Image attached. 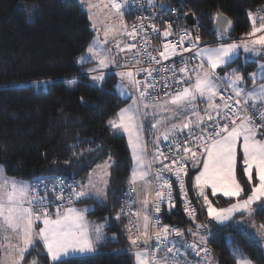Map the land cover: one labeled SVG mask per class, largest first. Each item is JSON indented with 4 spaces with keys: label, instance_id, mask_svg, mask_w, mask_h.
<instances>
[{
    "label": "snow or ice",
    "instance_id": "6c2138e0",
    "mask_svg": "<svg viewBox=\"0 0 264 264\" xmlns=\"http://www.w3.org/2000/svg\"><path fill=\"white\" fill-rule=\"evenodd\" d=\"M149 4L153 0H148ZM25 13L28 17L34 14L38 5H31L22 0ZM93 5H89L91 9ZM107 7V5H105ZM110 7L117 16L123 15L124 5L111 0ZM166 9V4L160 5ZM264 9L257 13H247L251 21V31L245 34L240 43H224L226 33L231 30V21H227L217 13L213 16L216 21L218 36L221 40L216 47H200V37L197 35L195 41L191 39V33L183 30L177 45L170 43L163 44V51L159 57L163 60L169 56H175L177 46H183L187 41L189 48L184 49L190 53V59L196 63L189 68L188 62L183 61L179 69H165L172 71V76L163 77L162 86L167 89L170 85L168 79L176 85L175 93L165 92L163 99L152 98L150 89L158 87L148 83V79L156 72L155 68H138L137 72H146L147 77L143 81L144 88H140L141 81L135 78L133 71H121L117 73L121 80H127L135 86L139 93L133 97L132 103L121 108L116 114L117 118L107 121L113 135L126 134L128 146L131 151L133 167L128 178L130 192H137L138 182L144 183L145 196L140 203L143 211V230L139 220L141 212L132 213L130 216L137 218V223L127 227L130 248L135 249L131 253L134 264H191L186 259L189 252L200 257L203 264H215V258L207 247L210 230L205 223L196 225V232L188 231L193 240L189 243L184 236L185 230L173 228L170 225H162L155 215L149 216L150 200L147 193L154 191L151 199V206L154 213L160 212V205L165 199L169 207H175L173 203V185L164 173H174L180 187L181 196L184 197V211L189 217L195 220L196 211L191 207V201L187 199V190L181 174L187 175L189 169L186 165L191 162L192 168L198 169L193 178V189L197 198L202 199L203 208L206 209L209 222L215 221L218 225L231 227L236 225L243 231L249 221L251 227L257 228V234L264 239V224L257 226L252 217L258 212L264 211V62L257 63V57H264ZM89 19H93L89 16ZM259 24V26H257ZM96 25L93 23V28ZM120 27L123 33L116 27H106L105 39L95 40L89 45L87 52L89 56H82L83 62L97 60L96 69H89V72L99 71L107 68L115 60L109 58L110 49L104 47L110 34H126L133 41L138 37L143 43L138 47L136 43L126 45L127 51L134 52L133 59L136 64L142 61L136 57L146 54L148 62L160 63L151 51L150 41L142 37L144 25H133L131 31L121 21ZM153 32H157L155 25H150ZM172 35L171 25H167L163 32L165 38ZM120 48L119 43L116 45ZM241 49L244 52V62L257 63L254 72L249 73L246 78L239 71L233 68L224 74L218 75V71L227 68L229 64L240 58ZM120 51H125L121 48ZM205 65H207L205 67ZM246 79H251L253 86L249 89ZM91 80L102 86L104 80L103 71L98 75H92ZM220 82L230 89V94L225 97L221 94ZM47 83V81H33L32 84ZM122 88L123 85H118ZM219 97L223 104L216 102ZM197 100H207V107L201 110L197 107ZM234 100V103H233ZM152 117V128L156 133L155 152L152 161L147 159L146 142L143 139L144 121ZM163 132L160 131L162 126ZM187 131V136L184 133ZM161 139L166 142L168 152L165 154L159 147ZM73 148L76 145H72ZM103 145H96L95 148L83 150L78 155L85 153L102 152ZM74 155H77L74 153ZM170 161V162H169ZM67 164L68 161H65ZM111 154L95 169L90 171L81 181L73 180L67 183L63 177H35L33 181H22L10 179L3 176L0 169V264H23L26 256L35 250L37 255L46 254L49 264H73L79 258H85L98 251L99 243L106 239L104 224L90 225L85 217L88 209H78L65 206L64 201L71 205L74 201L93 198L107 200V189L109 187L110 169L114 165ZM153 164L160 167L151 172ZM202 165V167H199ZM242 168V174L247 177L248 188L242 186L237 180V170ZM154 175L155 183H149L148 177ZM44 190V195H39V189ZM51 190L54 199L49 198ZM68 191L65 198L64 193ZM210 190V192H209ZM222 193L224 197L235 198L234 202L226 207L215 206L210 196L215 197ZM246 197V198H245ZM55 204V211L52 206ZM131 205H129L130 209ZM124 215L122 208L117 213V219ZM241 217L236 220V216ZM107 219V218H105ZM42 225V226H40ZM154 229L151 233L149 229ZM203 230L209 235H200ZM137 233L133 235L131 233ZM116 240V236L111 237ZM155 241V247L152 242ZM143 245V247H141ZM42 246V247H38ZM183 250V251H182ZM231 258L236 264H253L239 248H233L230 252ZM30 264H39V260L33 258Z\"/></svg>",
    "mask_w": 264,
    "mask_h": 264
},
{
    "label": "trees",
    "instance_id": "16d2710c",
    "mask_svg": "<svg viewBox=\"0 0 264 264\" xmlns=\"http://www.w3.org/2000/svg\"><path fill=\"white\" fill-rule=\"evenodd\" d=\"M178 1L180 11H190L195 16L202 44L217 40L213 30V16L217 12L234 24L228 37L238 39L250 31L247 13L264 5V0ZM26 2L38 5L31 17L26 15L22 0H0V163L8 175L18 178L31 180L43 174H57L79 181L110 153L115 163L110 169L107 200L99 203L89 198L75 202L77 205L94 204L93 210L88 211L90 218L107 217L104 228L107 238L99 243L96 253L83 261L77 258L73 264H133L134 249L130 248L128 225L123 218H116L123 189L128 183L130 156L124 137L113 135L107 124L126 99L117 94L113 73H107L100 87L88 83L82 74L84 63H78L77 57L84 53L92 31L77 0ZM255 64H246L240 57L219 72L238 67L247 78ZM71 76L79 77L72 89L64 82V78ZM33 81L47 83L33 85ZM96 145H103L102 152L78 155ZM188 169L185 184L196 205L197 218L194 222L188 221L175 204L169 213L163 211L162 223L185 230L181 239L189 243L193 237L186 230L196 232V225L205 223L211 232L207 246L215 264H236L230 255L233 248H239L253 264H264L263 247L247 232L246 226L242 231L236 225L225 227L209 222L193 193L196 169L192 165ZM237 171L238 181L250 192L251 186L242 168L238 167ZM230 199L219 195L212 198L219 205H227ZM257 215L263 221L262 211ZM113 235L116 240L111 239ZM200 235L209 234L201 230ZM36 255L33 250L24 263ZM39 257V264H48L45 254Z\"/></svg>",
    "mask_w": 264,
    "mask_h": 264
},
{
    "label": "built area",
    "instance_id": "2783aa9c",
    "mask_svg": "<svg viewBox=\"0 0 264 264\" xmlns=\"http://www.w3.org/2000/svg\"><path fill=\"white\" fill-rule=\"evenodd\" d=\"M117 2L121 3L124 5L122 11L123 13H126L129 16V31H131V28L133 25H139V24H143L144 25V32L141 34L142 37H146V39L148 41H150L149 44V51H151L153 53V55H155L157 57L158 60H160V63H154V62H148V58L145 55L143 56H139L136 57V59H140L142 62L140 64H136L135 60L133 59L134 57V52L135 50H133L131 52V62L127 63L126 65L120 66V68L122 69H129L131 71H133L135 78L139 81H141L140 84V88L143 89L144 88V84L143 81H145L146 77H147V73L146 72H137L136 70L138 68H155L156 72L153 73V76L151 78L148 79V83L150 84H154L157 85L158 87L150 89L149 91L151 92V97L149 99V102H152V98L154 97H159L161 99H163L164 97V93L167 91L169 93H174L176 91V85L172 83L171 79H168L167 83L170 85L169 88L165 89L162 86V80L163 77L168 76L171 77L172 76V71H165V69H172L173 67L175 69H179L180 67L183 66V61H187L188 62V67L191 68L196 61L190 59V53L185 52L184 49H188L189 48V43L186 41L183 46H177L176 48V55L175 56H169V59L167 60H163L159 57V52L163 51V44L164 43H170L173 45H177V42L180 39V33L183 30H187L188 32H190L191 35V39L193 41H195V37L197 35H199V31H200V27L197 24L196 18L194 16V20L195 23L194 24H188L185 20H184V14L185 12H182L179 10V1L178 0H153V3L150 5L148 0H117ZM159 3L162 4H166L167 8L166 9H161ZM264 9V5L257 8L253 13H257L258 10ZM260 14H264V12H261ZM150 25H155V27L157 28V32H153L152 28L150 27ZM167 25H171V31H172V35H170L169 37L165 38L163 36V32L165 30V28L167 27ZM131 43H136L137 46L139 47L142 43L143 40L142 38L138 37L135 41H133L131 39ZM201 43L199 42V46ZM206 44V43H205ZM226 87L224 88V90L221 92L222 95H224L225 97H227L231 90L227 89L225 90ZM133 90H134V96L138 97L139 93L136 91L135 86H133ZM222 104L223 101H221L220 99H218ZM234 103V100H233ZM185 137L187 136V131H185L184 133ZM159 147L162 151L165 152V154H167L168 152V147L166 142H164L163 140H161ZM170 162V161H169ZM191 162H189L186 167L189 168ZM160 165L159 164H153V168L151 170V172L154 174L155 170L157 168H159ZM165 178H168L170 183H172L173 185V203L177 205L179 211L181 212V214L190 222H194L197 218V209H196V205L194 204L193 200L190 198L188 192H187V199L189 201H191V207L195 209L196 211V217L195 220H193L191 217H189L187 215V213L184 211V197L181 196L180 193V187H179V182L175 176L174 173H164ZM186 176L184 174H181V178L184 180H186ZM36 177H63L65 178L66 182L71 184L73 180L78 181L77 178L75 177H64L62 175H57V174H43V175H39ZM35 178V177H34ZM33 181V179L30 180V182ZM149 183L154 184L155 180H154V175H150L149 176ZM186 187V184H185ZM187 190V188H186ZM39 195H44V190L41 188L39 189ZM65 198H67L68 196V191L66 190L64 193ZM154 196V191L150 190L149 191V200H150V206H149V211H148V215L149 216H157L161 222L162 225H164L162 223V215H163V211L165 210L166 214L169 213V211L171 210V208L169 207V202L167 199H165L164 203L162 205H160V212L159 213H154V208L151 206V199ZM49 198L50 199H54V197L52 196L51 190H49ZM134 199H135V192H130L129 190V186L128 183L126 185V187L123 189L121 198H120V205L118 207V213L121 211V209H124V215L122 216V218L125 220V222L127 223V225L130 224V221L132 224H136L137 218L133 215L130 216L128 213L129 211H131L132 213H136V207H135V203H134ZM76 201H74L71 205L75 204ZM65 206L68 205L67 204V199H65L64 201ZM129 205H131L130 209H129ZM52 211H55V204H53L52 206ZM173 228H178L176 225H172V224H168ZM152 231H154V229H149V232L151 233ZM133 235H136L137 233L133 232L131 233ZM143 247V246H142ZM152 247H155V241L152 242ZM208 247V246H207ZM209 249V247H208ZM186 259L188 261L191 262V264H203L202 260L200 257H197L194 253L189 252V254H187Z\"/></svg>",
    "mask_w": 264,
    "mask_h": 264
},
{
    "label": "rangeland",
    "instance_id": "374dc122",
    "mask_svg": "<svg viewBox=\"0 0 264 264\" xmlns=\"http://www.w3.org/2000/svg\"><path fill=\"white\" fill-rule=\"evenodd\" d=\"M78 2H79L80 7L82 8V10L86 13V17L88 19L90 30L92 31V36H91L89 43L86 46L84 53L80 54V56L77 57V62L78 63H84L82 66V71H84L85 73H83V74H85V76L87 77L88 83H90L91 85L97 86V87H100L101 85L99 83L93 82L91 80L92 75H98L99 71H103L104 78H105L107 73H113L116 76V83L114 85V87L116 88V92L122 98L126 99V103L121 107V108H125L132 103L133 97H135L132 93L133 85L129 84L127 80H121V77L119 75H117V73H119L121 71H128L129 70V69H122V68H120V66L123 65L121 63H124L127 60H128L127 63L131 62V52L127 51V49H126V45L131 44V38L128 37L126 34H118V35L110 34V36L108 38V42L104 47H106L107 49H110V52L108 53L109 58L114 59L115 62L111 63L107 68H104V69H101V70L95 71V72H89L88 71L89 69H96L97 68L98 61L92 59V60H88L87 62H83V61H81L80 58L82 56H89L90 55L87 52V49H88L89 45L93 44V42L95 40L99 39L100 41H103L105 39L104 31H105L106 27H116L119 29V31L121 33H123V28L120 27V23L122 21L123 24L128 26V21L115 14L114 10H112L110 7L111 0H78ZM90 4L93 5V7L91 9H89ZM105 5H107V7H105ZM89 16H92L93 19L90 20ZM93 23H95V25H96L95 28H93ZM128 31H129V27H128ZM217 42H219V41H217ZM117 43H119L120 48L116 47ZM219 43H215V45H218ZM204 45L206 46L209 44L208 43L203 44V45H201V47ZM212 45H214V44H212ZM121 48H124L125 51H120ZM259 62H261V60L257 59V63H259ZM257 63L255 64L253 71H251L250 73H252L256 70ZM219 73L221 74L222 72H219ZM223 74H224V72L221 75H223ZM78 78L79 77H75V76L64 78V82H65L66 87H68L70 89L74 88L76 86V83H77L76 81ZM118 85H123V87L118 88L117 87ZM43 86H44V88H46L45 84H43ZM196 104H197L198 108H199V105L202 106V104H205V108H206L208 102H207V100H197ZM119 110L116 112V114L119 112ZM116 114L113 118L118 119V117H116ZM177 122L178 121H171L168 125L162 126L160 131L163 132L164 127H169L171 123H177ZM142 134H143L144 141L148 143V145H147V147H148L147 159L151 160V159H153V154H154L155 148H156V145L154 143L156 140V133L154 132V130L152 128V117L151 116H149L148 119L144 121V127H143V133ZM121 135L124 137L128 151H129V156H130L129 176H130V173H131V170L133 167L131 151H130V148L128 146L127 135L123 134V133H121ZM101 163H99V164H101ZM96 165H98V164H96ZM96 165H94L90 169V171L95 169ZM190 165H192V163H190ZM0 169L3 170V176L10 178V179H15V180H16V178H18L15 176L8 175L4 169L3 164H1V163H0ZM197 171H198V169H197ZM197 171L195 172V175L197 174ZM81 180L82 179H80L79 181H81ZM148 181H149V177H148ZM192 182H193V180H192ZM136 188H137V192H136L137 198H135V201L137 200V202H140L144 199V196H145L144 183L138 182L136 185ZM209 192H210V190H209ZM147 195L149 197V192L147 193ZM194 197H195V199H197L198 204L203 208V201H202V199L197 198L196 191H195ZM212 198L213 197L210 196V199H212ZM93 200L97 201L99 203L103 202V201L96 199L94 196H93ZM216 200H218V199H216ZM230 200L231 201L229 203L234 202L235 198L230 199ZM214 204H215V206H218V207H226L228 205V204L227 205H219V204H216L215 202H214ZM73 205H75V204H73ZM69 206H72V205H69ZM74 207L78 208V209H85V208L88 209L85 212V217H86V220L89 224H91V225L104 224L106 222V225H107V219H105V218H107L106 216L102 219H95V218L88 217V211L93 210V207H94L93 203H88V204L82 203V204L75 205ZM204 210L206 212V209H204ZM262 213H263V221L260 220V218H259L260 215L256 214L255 216L252 217V220L255 221V224L257 226L264 224V211H262ZM206 214H207V212H206ZM240 219H241V217L239 215H237L236 220H240ZM251 223H252V221H249L248 225H246V230L255 240L259 241V243L262 245V247L264 249V239H261L260 235L257 234V228L251 227ZM40 226H42V225H40ZM133 251H135V249ZM33 258H36L39 260V262H41V258L36 255V256L29 258V260H27L23 264H30V262L33 260ZM133 264H134V258H133Z\"/></svg>",
    "mask_w": 264,
    "mask_h": 264
},
{
    "label": "crops",
    "instance_id": "0c3cea01",
    "mask_svg": "<svg viewBox=\"0 0 264 264\" xmlns=\"http://www.w3.org/2000/svg\"><path fill=\"white\" fill-rule=\"evenodd\" d=\"M78 1V0H77ZM79 3V2H78ZM120 17H122V18H124V19H126L127 21H128V27H129V16L126 14V13H123V15L122 16H120ZM248 23H249V26H250V31H251V27H252V24H251V21L249 20V18H248ZM257 26H259V24H257ZM245 38V36L244 37H240V38H238V39H236V38H233V39H231V38H229L228 36L226 37V39L223 41L224 43H232V42H236V43H240V41L242 40V39H244ZM217 41H219L220 43H221V40H220V38H219V36L217 37V40L216 41H214L213 43H211V44H209V45H206L207 47H216V46H218V45H215V43H219V42H217ZM202 44V43H201ZM212 44H214V45H212ZM203 45V44H202ZM202 47H205V45L204 46H202ZM244 52H243V50L241 49V51H240V57L242 58V60H244ZM257 59H260L261 60V62H264V57H257ZM127 62H128V60L127 61H125L124 63H121V64H123V65H126L127 64ZM122 65V66H123ZM207 65H205V67H206ZM233 69V68H232ZM231 69H229V70H224V71H221L222 73L223 72H228V71H230ZM83 73H85L84 71H82V74ZM221 73V74H222ZM219 72H218V75H221ZM222 76V75H221ZM261 82H264V81H258L257 83H261ZM246 85H247V87L249 88V89H251L252 88V86H253V82H252V80L251 79H248V82H246ZM226 87V85L223 83V82H220V89H221V92L224 90V88ZM132 93H133V95H134V90H132ZM219 99V97H217L216 98V102L217 103H219V104H221L222 105V103L218 100ZM199 109L201 110V114H203V110L205 109V104H202V106H200L199 105ZM261 139H264V137H260ZM147 145H148V143L146 142V148H147V150H148V147H147ZM149 161H152V159L151 160H149ZM199 167H202V165L201 166H199ZM196 171H197V169H196ZM238 172V171H237ZM194 176H195V174H194ZM236 176H237V173H236ZM245 178L247 179V177L245 176ZM16 180H22V181H29L30 182V179H25V178H16ZM237 180H238V178H237ZM194 194H195V190H194V192H193ZM217 195H219V196H222V197H224L223 196V194L222 193H218ZM135 196H136V198H137V195H136V193H135ZM224 198H227V197H224ZM231 199H234V198H231ZM75 205H77L76 203H75ZM75 205H72L71 207H74ZM135 205H136V209H137V212H141V219L139 220V222H140V225H141V228H142V230H143V220H142V216H143V211H142V204L140 203V202H137V200L135 201ZM66 206H69V205H66ZM91 225V224H90ZM104 231V230H103ZM42 247V246H41ZM263 251H264V249H263ZM46 255V254H45ZM47 259V258H46ZM47 262H48V264H49V261H48V259H47ZM24 263V262H23Z\"/></svg>",
    "mask_w": 264,
    "mask_h": 264
},
{
    "label": "water",
    "instance_id": "95a60500",
    "mask_svg": "<svg viewBox=\"0 0 264 264\" xmlns=\"http://www.w3.org/2000/svg\"><path fill=\"white\" fill-rule=\"evenodd\" d=\"M162 3H159V5H161ZM219 13L220 15H222L224 18H226L227 21H231L228 17H226L224 14L220 13V12H217ZM216 13V14H217ZM215 14V15H216ZM184 20L188 23V24H194L195 23V20H194V16H193V13L188 11L184 14ZM234 28V24L233 22L231 21V30L229 32L226 33V37L230 34V32L232 31V29ZM213 30L215 32V34L218 36V29H217V24H216V21L213 19Z\"/></svg>",
    "mask_w": 264,
    "mask_h": 264
}]
</instances>
